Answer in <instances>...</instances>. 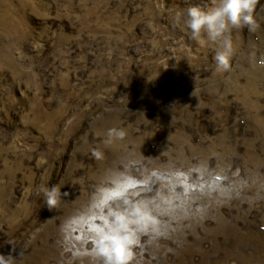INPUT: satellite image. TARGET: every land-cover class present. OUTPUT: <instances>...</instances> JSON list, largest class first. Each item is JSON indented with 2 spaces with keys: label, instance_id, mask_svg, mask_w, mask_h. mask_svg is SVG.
Listing matches in <instances>:
<instances>
[{
  "label": "rangeland",
  "instance_id": "1",
  "mask_svg": "<svg viewBox=\"0 0 264 264\" xmlns=\"http://www.w3.org/2000/svg\"><path fill=\"white\" fill-rule=\"evenodd\" d=\"M216 3L0 0V253L101 264L111 210L147 203L129 264H264V0L226 71L176 19Z\"/></svg>",
  "mask_w": 264,
  "mask_h": 264
},
{
  "label": "clouds",
  "instance_id": "2",
  "mask_svg": "<svg viewBox=\"0 0 264 264\" xmlns=\"http://www.w3.org/2000/svg\"><path fill=\"white\" fill-rule=\"evenodd\" d=\"M257 0H217V3L207 10L198 5L190 6L185 12L177 14V22L183 23L191 33V39L196 40L201 46L207 42L218 44L214 60L218 69L228 70L233 55L232 40L227 33L230 28L247 26L254 30L256 20L254 12ZM125 133L119 129H109L106 144L113 140L122 139ZM93 155L100 158L101 153L93 150ZM49 209L54 208L60 198L57 187L43 188L41 190ZM135 223L138 226H147L155 223L150 212L143 205L135 206ZM111 224L100 233L96 242L95 255L101 264H129L132 259V248L137 242L134 219L126 211L111 210ZM0 264H14V257L0 253Z\"/></svg>",
  "mask_w": 264,
  "mask_h": 264
},
{
  "label": "snow or ice",
  "instance_id": "3",
  "mask_svg": "<svg viewBox=\"0 0 264 264\" xmlns=\"http://www.w3.org/2000/svg\"><path fill=\"white\" fill-rule=\"evenodd\" d=\"M181 175H183V174H181ZM182 187H183V186H182ZM148 190H149V191H152V189H148ZM193 190H194V189H193ZM185 194H187L186 191H185ZM117 195L119 196L120 193H117ZM151 203L155 204V201H152ZM144 207L147 209V203L144 204ZM156 211H157V214H159V215H164L168 210H167V209H159V208H157ZM129 215H130L131 217H133V219H134V225H137V224L135 223V217H136V211H135V209H133L131 212H129ZM109 226H110V225H109ZM137 230L140 231V232H144V231H145L143 228H138ZM153 231H156L155 223H153ZM145 234H147V233H145ZM161 234H163V233H161Z\"/></svg>",
  "mask_w": 264,
  "mask_h": 264
}]
</instances>
